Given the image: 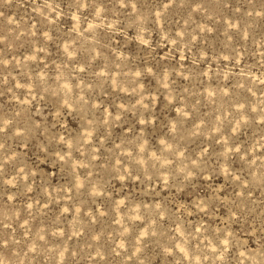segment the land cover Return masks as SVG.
<instances>
[{
	"label": "rangeland",
	"instance_id": "rangeland-1",
	"mask_svg": "<svg viewBox=\"0 0 264 264\" xmlns=\"http://www.w3.org/2000/svg\"><path fill=\"white\" fill-rule=\"evenodd\" d=\"M0 264H264V0H0Z\"/></svg>",
	"mask_w": 264,
	"mask_h": 264
}]
</instances>
